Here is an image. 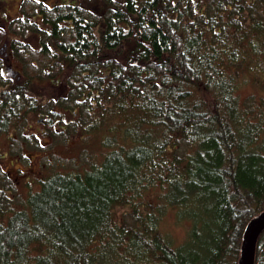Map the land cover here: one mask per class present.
<instances>
[{
	"label": "trees",
	"instance_id": "1",
	"mask_svg": "<svg viewBox=\"0 0 264 264\" xmlns=\"http://www.w3.org/2000/svg\"><path fill=\"white\" fill-rule=\"evenodd\" d=\"M33 1L36 51L53 58L34 74L61 66L50 80L79 109L65 128L99 136L101 157L0 213V264H236L264 210V0H99L100 21ZM171 211L191 220L178 245Z\"/></svg>",
	"mask_w": 264,
	"mask_h": 264
},
{
	"label": "rangeland",
	"instance_id": "2",
	"mask_svg": "<svg viewBox=\"0 0 264 264\" xmlns=\"http://www.w3.org/2000/svg\"><path fill=\"white\" fill-rule=\"evenodd\" d=\"M62 1L48 0L47 2L54 4ZM78 1L82 3L83 8H87L90 11L93 16L91 18L92 20L96 18L98 21L100 19L103 20L106 10L101 6H96L99 0ZM9 2L6 13L12 16L13 14L17 15L21 12L23 16L18 19L19 29L16 32L8 31L9 36H17L19 39L23 68L25 70L32 67V71H43L44 69L41 67L49 65L53 61V58L51 53L43 55V53L36 51L39 48L40 37L37 35L36 30L33 29L35 28L34 25L39 26L43 21L37 9L30 12L29 10H32L31 7L33 5H38L32 4L34 2L33 0H9ZM93 4H95L94 7ZM0 12H2V19L5 20L3 11L0 10ZM27 25L29 26L28 28H26ZM3 34L2 30H0V36ZM45 58L46 61L49 60L44 63L42 60ZM60 69L61 66H55V71L52 73L46 72L45 70L44 73L48 74V77H39V74L34 76L39 89L35 87L33 92L27 93V97L28 101H31V103H28H35V112L29 121L21 124V128L13 132L14 139H9V131L0 134V213H9L12 210L19 209L20 205L19 208H15L17 201L27 199L30 193L37 191L40 187L39 182L47 175L52 174V172L83 167V165L87 167L101 157L98 142L99 136H85L83 133L71 134L65 128L67 125L65 120L71 118L70 121L74 122L75 118L72 116L73 113L70 112L71 110L62 107V104L70 102V97L63 88V83L66 84L63 82L64 76L61 78L62 83H56L50 80L51 76L55 77L60 75L61 77L62 73ZM65 87H67V84ZM210 93L211 91L208 89L207 91H203V94L207 98H211ZM78 102L79 100L74 98L73 106ZM61 111L65 114H61ZM73 111L76 113L75 108H73ZM3 151L9 152L3 155ZM27 153H31L33 159L26 156ZM29 160H32L31 164L28 163ZM35 160L37 161L36 164ZM11 161L12 163H19L21 168L18 170L10 169V167L5 169L6 163ZM6 195L8 197L7 201L4 200ZM120 214L121 209L119 208V213H116V216L120 217ZM6 216H1L0 214V219L5 220ZM174 216V211L168 214L162 223V232L167 234L178 245L186 239V234L191 226V220L181 219L182 221L178 222ZM240 253L241 245L237 262Z\"/></svg>",
	"mask_w": 264,
	"mask_h": 264
},
{
	"label": "flooded vegetation",
	"instance_id": "3",
	"mask_svg": "<svg viewBox=\"0 0 264 264\" xmlns=\"http://www.w3.org/2000/svg\"><path fill=\"white\" fill-rule=\"evenodd\" d=\"M76 1L79 3L78 0H63L62 4L68 5ZM10 2L9 0H0V10L3 11L5 18V20L2 19V12H0V30L4 33L0 36V134L9 131V139H14L13 132L20 129L21 124L29 121L35 112V103L30 104L31 101L28 103L27 93L33 92V89L37 88V84L36 78L31 75V79L25 81L24 76L28 69L24 70L22 65L19 39L17 36H9L8 33L9 30L16 32L19 29L17 23L13 22L17 16L6 13ZM25 57L27 58V56ZM30 69V72L35 76V71H32L33 68ZM28 81L29 83H27ZM22 98L25 100L24 105L22 104ZM8 152L3 151L2 154L6 155ZM26 156L32 158L31 153H27ZM31 161L29 160L28 163L31 164ZM36 162L35 160V164ZM8 167L17 170L21 168L19 163H12V161L6 163L5 169Z\"/></svg>",
	"mask_w": 264,
	"mask_h": 264
},
{
	"label": "water",
	"instance_id": "4",
	"mask_svg": "<svg viewBox=\"0 0 264 264\" xmlns=\"http://www.w3.org/2000/svg\"><path fill=\"white\" fill-rule=\"evenodd\" d=\"M263 230L264 211L254 216L246 225L237 264H255L257 244Z\"/></svg>",
	"mask_w": 264,
	"mask_h": 264
},
{
	"label": "bare ground",
	"instance_id": "5",
	"mask_svg": "<svg viewBox=\"0 0 264 264\" xmlns=\"http://www.w3.org/2000/svg\"><path fill=\"white\" fill-rule=\"evenodd\" d=\"M71 110H73V109H71ZM76 110V109H75ZM76 111H78V110H76ZM71 112V111H70ZM72 113V112H71Z\"/></svg>",
	"mask_w": 264,
	"mask_h": 264
}]
</instances>
